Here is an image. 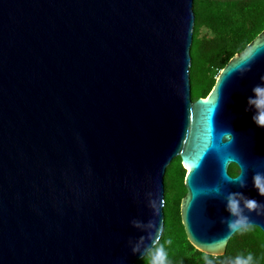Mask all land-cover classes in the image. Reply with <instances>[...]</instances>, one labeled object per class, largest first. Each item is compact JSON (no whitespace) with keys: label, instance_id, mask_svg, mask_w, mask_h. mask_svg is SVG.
Masks as SVG:
<instances>
[{"label":"water","instance_id":"obj_1","mask_svg":"<svg viewBox=\"0 0 264 264\" xmlns=\"http://www.w3.org/2000/svg\"><path fill=\"white\" fill-rule=\"evenodd\" d=\"M193 7L0 0V264H135L128 242L148 233L131 221L155 219L163 235L165 174L177 157L187 171L181 219L197 250L226 253L227 193L264 204L252 182L264 173V129L245 110L264 77V31L194 101ZM250 49L259 53L241 76L233 68ZM213 98V146L205 150ZM197 156L192 171L188 159ZM241 175L245 188L227 179ZM215 185L221 196L195 195ZM245 215L264 232V215ZM222 237V247H211Z\"/></svg>","mask_w":264,"mask_h":264},{"label":"trees","instance_id":"obj_2","mask_svg":"<svg viewBox=\"0 0 264 264\" xmlns=\"http://www.w3.org/2000/svg\"><path fill=\"white\" fill-rule=\"evenodd\" d=\"M193 9L195 27L190 77L195 101L211 93L230 60L264 31V0H194ZM168 167L172 169L169 178L173 188L172 198L168 199L165 185V230L161 242L172 241L165 245L169 264H205V253L190 243L181 219L187 171L180 157ZM230 172L236 174V168L232 167ZM248 253L253 255L254 264H264V232L259 227L252 226L242 235H233L223 256L209 255V258L214 264H229L237 255ZM135 264H147V261L140 259Z\"/></svg>","mask_w":264,"mask_h":264},{"label":"clouds","instance_id":"obj_3","mask_svg":"<svg viewBox=\"0 0 264 264\" xmlns=\"http://www.w3.org/2000/svg\"><path fill=\"white\" fill-rule=\"evenodd\" d=\"M259 49H250L248 53L241 58L233 68V71L240 72L241 76L246 71L250 70L249 65L254 61ZM253 95L247 100L248 107L246 111L252 110V120L257 127L264 129V77H261V83L257 84L252 89ZM211 107L208 110L206 119V131H205V150L213 146V129H212V118L216 112L217 102L212 101ZM229 144L233 141L234 137L230 132L223 133ZM200 159H195L190 169H194L200 166ZM242 175L238 178L232 179L227 177L229 181L239 182L241 188L247 187L246 180L241 179ZM253 187L259 194L264 197V173L256 172L252 177ZM213 195L219 197L222 195V188L220 185H215L208 189H203L197 192L195 195ZM151 197V194H149ZM226 202V211L229 213L228 219H222L221 223L227 226V237L232 235H242L252 229V223L245 211L248 213L255 212L258 216L264 215V204H260L256 199L248 198L241 192H229L224 197ZM149 207L152 209L153 216L159 215V206L155 199L149 198ZM132 227L142 232L148 233V235L141 236L138 240H129L128 244L131 248L133 255H139L141 260H146L147 264H169V253L166 249V244L172 243L171 239L165 242H161L162 229L157 225L155 219L149 220L147 223H143L139 220L131 221ZM226 237V238H227ZM150 241V245L146 244L145 241ZM225 237L214 241L211 247H222L224 244ZM205 264H214V260L209 258V255L203 256ZM229 264H254V257L251 253L245 255H237L232 259Z\"/></svg>","mask_w":264,"mask_h":264},{"label":"rangeland","instance_id":"obj_4","mask_svg":"<svg viewBox=\"0 0 264 264\" xmlns=\"http://www.w3.org/2000/svg\"><path fill=\"white\" fill-rule=\"evenodd\" d=\"M193 91L195 92L194 88H192V93H193ZM168 168H169L168 173H167V175L165 174L166 175L165 176V185H166V188H167V198L171 199L172 198V190L171 189L173 188V185H172L171 180L169 178V173H170V171L172 169L170 167H168Z\"/></svg>","mask_w":264,"mask_h":264},{"label":"flooded vegetation","instance_id":"obj_5","mask_svg":"<svg viewBox=\"0 0 264 264\" xmlns=\"http://www.w3.org/2000/svg\"><path fill=\"white\" fill-rule=\"evenodd\" d=\"M232 167H233V168H236V174H232V173L230 172V170H231ZM239 171H240V170H239V168H238L237 165L232 164V165L229 166V173H230L231 176H233V177L237 176V175L239 174Z\"/></svg>","mask_w":264,"mask_h":264},{"label":"snow or ice","instance_id":"obj_6","mask_svg":"<svg viewBox=\"0 0 264 264\" xmlns=\"http://www.w3.org/2000/svg\"><path fill=\"white\" fill-rule=\"evenodd\" d=\"M215 91L217 92V89H216ZM213 97H214V96H213ZM212 101H214V98L212 99ZM206 105H211V104H206ZM209 109H210V107L206 108L204 111H205V112H208ZM197 158H199V157L197 156V157H195V158H189V159H188L189 166H190L191 163H192L195 159H197Z\"/></svg>","mask_w":264,"mask_h":264}]
</instances>
